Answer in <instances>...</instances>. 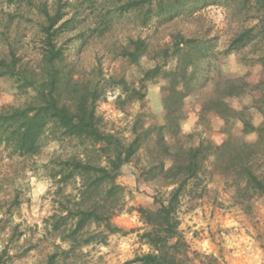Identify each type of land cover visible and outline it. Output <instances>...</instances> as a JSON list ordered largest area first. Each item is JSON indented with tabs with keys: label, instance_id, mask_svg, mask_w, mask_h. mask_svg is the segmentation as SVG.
Segmentation results:
<instances>
[{
	"label": "trees",
	"instance_id": "16d2710c",
	"mask_svg": "<svg viewBox=\"0 0 264 264\" xmlns=\"http://www.w3.org/2000/svg\"><path fill=\"white\" fill-rule=\"evenodd\" d=\"M49 1L0 0V79H9L15 91L26 96L19 105L0 108V142L13 153L28 157L38 154L47 141L58 142L64 136L81 146V157L71 154L50 163V170L58 166L53 176L59 175L62 182L79 177L84 199L72 210L63 208L66 215L61 210L55 217L52 225L60 229L59 238L72 247L91 225L95 229L86 241L105 243L107 233L121 231L111 219L123 206L125 196L116 180L121 168L129 164L153 185L155 207L136 209L142 226L132 231L147 250L136 253L126 264H206V260L217 264L214 255H199L190 249L178 213L183 196H205L200 183L207 162L212 173L231 183L242 207L247 209L253 198L264 197V0L105 2L104 7L114 4L105 13H132L136 19L142 18L143 25L155 20L163 26L180 19L195 24L169 30L150 41L141 34H127L117 54L139 67V75L130 81L124 74L102 77L100 67V73L78 77L73 60H69L68 39L78 40L82 46L85 36L74 32L67 8L91 9L94 0H77L80 4ZM210 5L225 8L233 23L223 50H215L217 36H209L210 28L198 24V11ZM28 24L35 29L30 33L35 31L39 48V59L32 63L24 58L19 44L27 35ZM230 53L245 66H261L255 84L250 86L244 75L222 70ZM145 57L149 63L143 67ZM161 79L166 92L162 124L143 126L137 114L129 129L130 140L104 129L95 104L107 89L117 92L115 107L125 112L127 104H143L147 81ZM189 96L201 105L200 121L207 116L221 120L224 138L220 143L193 145L180 137L184 101ZM249 135L253 137L247 138ZM62 217L70 224L68 231L61 228ZM54 258L49 255L46 264H53ZM0 264H11L3 249Z\"/></svg>",
	"mask_w": 264,
	"mask_h": 264
},
{
	"label": "rangeland",
	"instance_id": "374dc122",
	"mask_svg": "<svg viewBox=\"0 0 264 264\" xmlns=\"http://www.w3.org/2000/svg\"><path fill=\"white\" fill-rule=\"evenodd\" d=\"M67 1L80 4L77 0ZM108 1L94 0L91 9L89 6L74 10L67 8L66 17L73 19L74 32L85 36V42L80 46L78 40H70L68 34V45L72 48L68 51L69 60H73L72 68L80 78H87L92 72L100 73V67L102 77L124 74L130 81L139 75V67L117 54L127 34H141L150 41L156 35L163 37L169 30L185 26L193 28L195 25L182 19L163 26L155 20L143 25L142 18L136 19L132 13L123 16L115 15L114 11L105 13L114 5L107 3L108 6L104 7ZM3 9L7 11L8 7L3 6ZM198 13H201L198 24L210 28L209 36H217L215 50H223L233 24L226 9L210 5ZM28 27L27 35L22 37L19 44L23 47L22 52H25L24 58L32 63L39 59V48L35 44V31L30 33L35 30L33 25L28 24ZM148 63L146 57L141 60L143 67ZM222 70L232 75L246 76V81L252 86L259 78L261 66H245L230 53L222 64ZM162 85L163 79L147 81L143 104H127L125 112L115 107L117 92L107 89L105 97L95 104L104 129L130 140L129 129L135 115H139V122L143 126L162 124V101L166 94ZM258 93L253 92L254 96H258ZM25 98V95L15 91L9 79H0V108L19 105ZM233 104L239 106L237 101H233ZM200 106L193 97L185 99L180 137L193 145L207 141L220 143L224 138L219 129L221 120L207 116L206 120L200 121ZM81 153V146L77 147L75 141L65 136L58 142L47 141L32 157L13 153L10 147L0 142V250L7 252L11 264H46L51 254L55 255L53 264H126L136 253L147 250L139 242L137 232L132 230L142 226L136 209L155 207L152 200L154 187L129 164L121 168L116 180L123 187L125 196L123 206L111 219V223L121 231L107 233L105 243L86 241L95 229V225H91V230L82 231L78 242L72 247L67 240L59 238L60 229H54L52 225L55 217L61 210L63 216L66 215L63 208L72 210L75 203L79 204L84 199L81 197L79 177L74 181L62 182L59 175L53 176L58 166L50 170V163L56 157L65 159L71 154L81 157ZM206 165L200 183V187L205 188V196L194 199L183 196L178 213L179 227L190 249L199 255H214L217 264H264V197L253 198L247 203V209L242 207L241 202L235 199L231 183L212 173L210 162ZM60 220L61 228L68 231V220L63 217ZM102 233L105 234L106 230Z\"/></svg>",
	"mask_w": 264,
	"mask_h": 264
}]
</instances>
